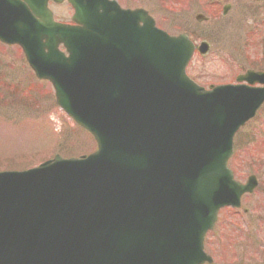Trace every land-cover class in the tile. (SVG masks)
<instances>
[{"label":"water","instance_id":"obj_1","mask_svg":"<svg viewBox=\"0 0 264 264\" xmlns=\"http://www.w3.org/2000/svg\"><path fill=\"white\" fill-rule=\"evenodd\" d=\"M47 1L0 0V41L20 45L96 149L0 171V264L212 263L205 234L255 185L235 181L227 161L264 87L196 85L185 74L192 43L142 10L68 0L75 24H63Z\"/></svg>","mask_w":264,"mask_h":264},{"label":"rangeland","instance_id":"obj_2","mask_svg":"<svg viewBox=\"0 0 264 264\" xmlns=\"http://www.w3.org/2000/svg\"><path fill=\"white\" fill-rule=\"evenodd\" d=\"M179 1L176 8L172 0L141 4L151 8L169 33L184 31L197 43L205 39L210 44L208 55L195 54L189 64L188 74L197 83H230L247 69L264 71V23L255 26L264 19V0L260 5L223 0V5L231 4L224 17L222 5L211 4L213 0ZM50 8L57 20L70 21L66 2ZM197 15L206 21H198ZM234 145L229 166L236 167V179L244 182L252 174L257 185L243 196L237 212H219L215 230L206 236L205 251L213 264H264V105L239 130ZM94 149L92 138L56 105L51 85L35 78L21 51L0 44V171L25 170L54 154L78 157Z\"/></svg>","mask_w":264,"mask_h":264},{"label":"flooded vegetation","instance_id":"obj_3","mask_svg":"<svg viewBox=\"0 0 264 264\" xmlns=\"http://www.w3.org/2000/svg\"><path fill=\"white\" fill-rule=\"evenodd\" d=\"M117 1V3L121 6V8H123V9H130V10H135V9H144V10H146L147 11V13L150 15V16H152V18L154 19V21H155V25L158 27V28H160V29H163V30H167V29H164L163 27H162V25H160L159 24V22H158V20H157V18L155 17V15L153 14V12H152V10H151V8L149 7V6H142V4H141V1L142 0H116ZM178 0H172V3H173V7H177V6H179L180 4H181V2L179 1V2H177ZM222 1L223 0H213L212 2H210L211 4H213V5H222V7H221V10H222V12H223V9L224 8H227V12H226V14L230 11V9H231V4L230 3H227V4H224L223 5V3H222ZM243 1H245L246 3H248V4H256V5H260L262 2H263V0H243ZM163 3H165V2H163ZM161 4H162V1H161ZM165 6V5H164ZM262 7V6H261ZM263 7H264V4H263ZM226 14L225 15H223L222 14V16L224 17V16H226ZM198 22V21H197ZM264 23V19H260L259 21H257L256 22V27L258 26V27H260L261 26V24H263ZM254 26V27H255ZM184 31H178L177 33H183ZM187 34V33H186ZM188 35V34H187ZM190 35V34H189ZM188 35V36H189ZM192 40H193V42L194 43H196L197 41L192 37V36H189ZM244 196V195H243ZM243 198V197H242ZM238 210V209H237ZM237 210H234V212H237Z\"/></svg>","mask_w":264,"mask_h":264}]
</instances>
